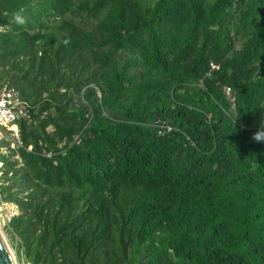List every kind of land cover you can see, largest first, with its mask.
<instances>
[{"label": "trees", "instance_id": "1", "mask_svg": "<svg viewBox=\"0 0 264 264\" xmlns=\"http://www.w3.org/2000/svg\"><path fill=\"white\" fill-rule=\"evenodd\" d=\"M238 1L248 6L240 22L236 0L0 5V26L16 18L0 32V65L12 68L23 49L35 76L80 73L66 72L86 101L72 111L88 123L81 142L56 165L37 143L26 154L39 178L63 191L54 242L67 253L87 254L97 228L107 248L100 264H264V8ZM50 10L59 17L51 29L40 23ZM84 13L98 22L82 27L75 15ZM235 31L246 38L241 50ZM212 61L221 68L210 75ZM158 119L180 130L159 135ZM56 125L72 138V125ZM73 202H83L80 226L65 220Z\"/></svg>", "mask_w": 264, "mask_h": 264}, {"label": "rangeland", "instance_id": "2", "mask_svg": "<svg viewBox=\"0 0 264 264\" xmlns=\"http://www.w3.org/2000/svg\"><path fill=\"white\" fill-rule=\"evenodd\" d=\"M150 2L153 0H143ZM232 8L233 15L240 22L241 11H246L248 6H243L238 0ZM138 2V0H136ZM249 2V0H246ZM4 3L16 6L19 0H0V5ZM25 6L23 9L28 8ZM257 8H264V0L259 3ZM31 9V8H30ZM20 11V10H19ZM52 10L44 15L40 23L45 22L51 29L59 19L54 16ZM105 11L98 15L102 18ZM33 10H29L26 17L30 20L32 27L34 22ZM1 17V16H0ZM76 21L82 26H92L98 19L89 17L87 14L75 15ZM264 20V17H259ZM16 21L15 17L10 19L7 26H0V32H6L11 28V23ZM40 23L35 22L38 29ZM36 29V30H37ZM6 30V31H5ZM238 50L243 49L246 38H240L235 31ZM0 42V53L2 51ZM16 64L11 68L10 65H0V85H8L9 88L17 90L21 98L32 103L33 110L38 109L34 118V124H27L29 139L25 141L22 136L13 140V137L6 138V142L0 146V231L9 245L16 260V264H100L106 254L105 241L98 239L99 229H95L93 236L95 243L87 254H69L61 246L54 242V231L58 229L61 219L55 217L62 208L63 191L60 187H52L45 184L39 178V165L32 162V158L26 154L38 149L42 155L53 160L60 153L66 154V148H70L74 143H80L88 124L79 115H72L76 108L86 109V101L82 98L79 87L74 86L71 73L80 74L72 69L65 67L57 71L54 77H49L43 72L35 76L28 71V61L31 56L23 49L18 50ZM25 61V64L22 62ZM60 78L66 80L57 88L56 83ZM89 85L93 87L96 83L89 79ZM85 89V88H84ZM100 96V92L98 91ZM50 101L49 108H44L45 102ZM38 102V103H37ZM34 104V105H33ZM64 110L65 113H61ZM88 113V110H86ZM49 114V115H48ZM89 119L93 117V112H89ZM53 117V119H51ZM66 123L72 125V138L68 132L60 130L56 123ZM85 125V126H84ZM63 126V125H61ZM20 130V129H19ZM45 134V135H44ZM44 136V137H43ZM36 138L38 139L37 141ZM54 141V143L52 142ZM60 148L59 151L56 149ZM83 202H73L72 210L66 209L65 214L73 215L65 217L76 226L82 225L80 216ZM134 264H138L134 262Z\"/></svg>", "mask_w": 264, "mask_h": 264}, {"label": "built area", "instance_id": "3", "mask_svg": "<svg viewBox=\"0 0 264 264\" xmlns=\"http://www.w3.org/2000/svg\"><path fill=\"white\" fill-rule=\"evenodd\" d=\"M225 91L231 101L235 102L233 88L228 86ZM31 105L21 98L17 90L9 88L8 85H0V146L8 137H13V140L19 137V122H31L34 119L38 109L33 110ZM156 127L160 135L170 134L176 129L174 125L163 120L157 121Z\"/></svg>", "mask_w": 264, "mask_h": 264}, {"label": "clouds", "instance_id": "4", "mask_svg": "<svg viewBox=\"0 0 264 264\" xmlns=\"http://www.w3.org/2000/svg\"><path fill=\"white\" fill-rule=\"evenodd\" d=\"M243 6H246V5H243ZM234 35H235V39H236V48H237V50H238V44H237V38H236V34H235V32H234ZM216 65H218L219 67H216ZM221 68V65L218 63V62H216V61H212L211 62V64H210V69H209V72H208V74H210V75H212V73L215 71V70H219ZM226 87H228V85H226L225 87H224V92H225V94H226V96L228 97V98H230V96L227 94V92L225 91V88ZM231 87V86H230ZM233 94H234V97H235V99H236V95H235V92H234V90H233ZM231 100V99H230ZM232 102V104L233 105H235V102H233V101H231ZM37 114V113H36ZM36 114H34V116L36 115ZM159 120H163V119H158L157 121H159ZM34 121V119L31 121V122H33ZM157 121L154 123V125L156 126V123H157ZM163 121H166V120H163ZM21 122H23V121H21ZM21 122H19V129H20V123ZM24 122H27V121H24ZM168 122V121H167ZM27 123H30V122H27ZM168 123H170V124H172V125H174L172 122H168ZM175 127H176V129L174 130V131H179L180 129L176 126V125H174ZM157 128V127H156ZM157 130H158V128H157ZM173 131V132H174ZM159 133V132H158ZM172 133V132H171ZM170 133V134H171ZM20 135H21V131L19 130V137H20ZM160 135V134H159ZM168 135V134H167ZM162 136H165V135H162ZM187 139L189 140V141H192L193 143H194V141L192 140V138H191V136H188L187 137ZM6 141H4L3 143H5ZM2 143V144H3Z\"/></svg>", "mask_w": 264, "mask_h": 264}, {"label": "water", "instance_id": "5", "mask_svg": "<svg viewBox=\"0 0 264 264\" xmlns=\"http://www.w3.org/2000/svg\"><path fill=\"white\" fill-rule=\"evenodd\" d=\"M0 264H16V260L9 250V245L0 231Z\"/></svg>", "mask_w": 264, "mask_h": 264}, {"label": "bare ground", "instance_id": "6", "mask_svg": "<svg viewBox=\"0 0 264 264\" xmlns=\"http://www.w3.org/2000/svg\"><path fill=\"white\" fill-rule=\"evenodd\" d=\"M10 252H11V254H13L11 250H10Z\"/></svg>", "mask_w": 264, "mask_h": 264}]
</instances>
